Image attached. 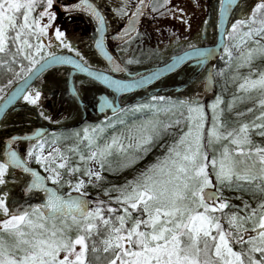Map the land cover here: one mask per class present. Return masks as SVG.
<instances>
[{
  "label": "snow or ice",
  "instance_id": "obj_1",
  "mask_svg": "<svg viewBox=\"0 0 264 264\" xmlns=\"http://www.w3.org/2000/svg\"><path fill=\"white\" fill-rule=\"evenodd\" d=\"M192 3L199 6L198 0H192ZM149 5L154 14L177 16L188 23L184 19L185 9L171 5L170 0H135L134 3L122 0L113 11L117 16L127 18L128 24L126 30L121 29L114 38L121 43H131L134 36H142L143 33H138L135 25ZM54 7L55 0H0V65L24 82L23 87L17 84L4 96L0 109L6 108L17 95H22L24 101L39 109L43 119H51L41 107V91L27 81L39 77L54 64L71 65L73 71L87 72L117 91L139 86L155 75L150 73L136 81H121L105 75V70L92 71V65L67 42L65 32L54 24L57 17ZM219 7L223 19H227L230 12L239 16L230 21L231 28L225 29V32L229 37L239 35L235 47L244 46L237 58L236 68H251L255 59L264 58V0H258L254 5H248L247 0H219ZM61 8L69 13L78 9L89 13L97 22L98 35L94 38V45L109 61L107 71L127 70L105 50L107 22L95 0H79L70 6L61 3ZM247 8L250 12L245 10ZM44 17L46 21L42 19ZM50 28L54 29L51 34ZM53 35L58 42L55 47L70 49L79 60L51 50ZM176 38L181 39L180 36ZM46 40L50 42L46 43ZM249 41L251 47L247 46ZM187 47L190 51L185 55L195 57L197 67L205 65L215 51L197 48L192 43ZM223 47L229 57L225 65L228 68L233 53L228 45ZM118 50L128 51L119 47ZM181 59L183 57H178L177 61ZM25 60L27 65L22 62ZM127 62L138 61L129 58ZM17 63L18 71L14 67ZM224 71L214 72V68L209 66L208 75L201 81L205 93L214 84L213 75L223 76ZM252 72H257V69L252 68ZM231 79L241 80L237 92L245 94L233 95L226 107L222 106L223 97L219 93L205 104L203 94L199 92L176 100L153 97V100H167L162 108L155 104L134 105L137 110L154 108L158 112H172L173 115H176V110L179 111L174 120L161 121L157 118L130 128L128 139L133 140L134 145L125 146L122 137L115 133L110 140L99 144L98 138L105 127L110 126L107 124L85 126L83 135L80 131L73 132L76 142L63 147L61 143L70 137L53 132L45 139L42 129L34 130L33 137L29 139L35 138L36 142L29 144L26 150L22 148L21 152L12 146L21 138L9 135L0 139V144L4 145L0 158V233L8 234L7 237L0 234V264H100L101 258L97 253L101 250L109 254L105 264H264V145L252 140L253 133L264 137V69L259 70L254 78L251 72L241 77L235 71ZM12 84L13 80L8 79L7 85ZM5 89V85H0V93ZM67 91L73 100L80 96V90L75 85ZM253 91L260 95L256 104L243 112L234 111L238 103L251 99L246 94ZM105 104L114 107L107 100ZM256 105L260 110L251 120L239 119L245 113H253ZM208 109H211L210 116ZM225 112L238 119L231 121L225 117ZM185 124L186 129L183 127ZM230 124L234 126L229 127ZM3 125L4 122L0 121V126ZM174 125H180L182 130L178 139L169 143L162 157H157L133 179H126L119 185L110 184L109 188L103 189L105 195L113 190L117 192L116 196H109L117 207L100 199L92 202L86 199L85 186L97 187L106 179L102 176L105 165L108 171L114 172L130 167L141 158L128 154L114 165L110 160L113 151L127 153V149L134 146L147 154L154 141L162 138ZM224 140L228 143H223ZM205 143L209 148L221 145L219 149L213 148L216 154L211 160L208 159ZM46 147L51 150L45 152ZM33 158L47 173L46 176L29 167L28 161ZM73 158L76 163L72 162ZM15 169L30 173L31 179L26 176L21 178ZM47 181L59 187L66 184L69 192L74 190L79 195L61 194L56 187H49ZM242 182L251 185L250 192ZM20 185H23L22 192L28 197L39 196V192L34 190L43 192V203L21 205L14 200V191ZM225 187L249 192L253 199L257 194L261 198L255 208H251L247 200L242 206L231 205L228 199L223 198ZM236 198L242 199V196ZM90 203L95 206L90 207ZM228 208L236 210L227 211ZM134 212L140 215L134 217ZM218 212L220 215H217ZM59 216L65 218L60 221V227L55 223L48 227L44 223L55 221ZM222 220L227 221V228ZM23 225H27L29 230L26 231ZM73 228L76 230L74 238L70 235ZM102 231L104 235L97 244L92 239L93 234L100 235ZM233 242L238 243L241 249L235 250ZM61 251L63 258L59 257ZM257 253L259 258L255 255Z\"/></svg>",
  "mask_w": 264,
  "mask_h": 264
},
{
  "label": "rangeland",
  "instance_id": "obj_2",
  "mask_svg": "<svg viewBox=\"0 0 264 264\" xmlns=\"http://www.w3.org/2000/svg\"><path fill=\"white\" fill-rule=\"evenodd\" d=\"M74 0H56V9H58L59 5L61 3L63 4H68L71 3ZM97 4L100 5L101 9L103 10L104 14L106 15V26H107V35L105 39L106 46L114 53H117L116 56L119 58L121 63L125 65L127 68L128 72L130 74L136 73L141 70H148L151 67L157 66L164 60L168 59L174 54H178L181 48L184 47L181 51H184L188 48L187 45L189 43L194 44V35L190 37V34H193L194 32V27H195V21L199 17H203L205 15V12L209 9V7L212 4V0H198L199 6L197 7L192 3V0H170L171 5H179L185 9V15L184 19L188 21V23H184L180 18L177 16L173 15H168V19L166 22V26H171V32H168L163 29L159 28H153V26L149 23V21H145L143 23V16L142 20L137 27V32L138 33H143L142 36H134L133 40L131 43H123V44H115L113 43V38L116 36V28L118 29L122 26L123 22L126 20L124 17H119L116 15V13L113 11V9L118 8L120 6V3L122 0H95ZM134 3L135 0H132ZM247 4L250 5L251 2H248ZM150 7V5L148 6ZM148 7L145 8L144 12L148 9ZM218 10V9H217ZM246 11H250V8L245 9ZM57 11V17L56 21L59 25H62V30H64L66 34V39L67 42L71 43L74 48H76L80 56H83L92 67H95L97 69H103V63L99 60V58L94 54L92 51V43L95 38V26L92 22V20L85 16L84 14L80 13H62L58 10ZM148 11V10H147ZM239 11V10H237ZM149 14V12H148ZM130 15V13H129ZM22 18V14H21ZM235 18H239L238 15L236 16H231L230 21H234ZM170 28V27H169ZM231 25L228 26V30H230ZM177 36H180L181 39L177 40ZM239 35L237 34L236 36L229 37L227 34L225 36V44L229 46L230 50L233 53V59L231 61V66L228 68H225V65L228 64L229 62V57L228 55L224 52V47L222 48L220 55L217 59L218 62V67L214 69V72H218L220 69H225L223 76L219 75H213V81L214 84L212 86V92L205 98V104L210 103L212 100L215 99V96L219 93L223 99H222V106L226 107L228 100L233 96V95H242L245 94L242 91L237 92V85L241 82L240 79H231L233 72L238 71L240 73V76L243 77L246 74L250 73L252 74L253 78L257 75V72L261 69H264V58H259L255 59L252 62L251 68L249 67H241L239 69L236 68V65L238 63V57L240 55V52L244 50V46H241L240 48L235 47V43L238 40ZM256 39H259V37H256ZM116 40V39H115ZM120 41V40H119ZM224 44V45H225ZM248 47L252 46L251 41L248 42L247 44ZM119 49H125L127 48L128 51H119ZM56 52H63L68 51L75 56H77L74 52H72L70 49H61L56 47ZM158 50V51H157ZM180 51V52H181ZM7 59V57H5ZM132 58L134 63H128V59ZM25 65H27V61H22ZM14 67L16 70H19V63L15 64ZM6 68V67H5ZM252 68L257 69V72H252ZM12 76L9 77V79H16L15 73L11 74ZM76 86L77 88L82 89L86 88V86L89 85L88 82L79 80L77 82ZM6 88L9 85H5ZM246 95H250L251 99L245 100L243 102L238 103L235 106L234 111H239L243 110L245 108H250L253 107V105L256 104V100L260 98L259 92L253 91L250 93H247ZM146 96H149L146 95ZM210 96V97H209ZM150 99L137 103V104H155L158 108H162L166 103L167 100L165 101H160V100H153L152 98L155 97L154 94H150ZM178 99V98H177ZM137 104H132L127 107H125L122 111L119 113H110L107 112L105 118L107 117V120L103 118L99 122H85L82 126L77 131H80V134L83 135V128L85 126H94V125H100V124H107L110 125L108 127H105V130L103 134L98 138V143L99 144H104L106 140H110L112 137L113 133L120 135L122 137L123 143L125 146L129 144L134 145L133 140L128 139V130L130 128H133L134 125H139L144 121L147 120H155L159 119L161 121H168L170 119H176L179 116V111L176 110V115H173L172 112H163V111H156L154 108H141L139 110L135 109L133 106ZM62 110V108H61ZM260 110L259 105H256V108L254 109L253 113H245V115L241 118L240 120L243 121H248L252 119V116L258 114V111ZM60 111V110H59ZM242 111V112H243ZM52 112H49V116L51 115ZM58 111H55V113L52 115L51 119L49 121H54L58 117H63L64 112H61V114ZM208 114L209 116L211 115V109H208ZM225 117L230 119L231 121H236L238 118L233 116L231 118V113L225 112ZM92 119V118H90ZM122 121V122H121ZM210 123V120L208 121ZM234 125L230 124L229 127H232ZM186 129V124L183 126ZM182 127L180 125H174L169 129V132L165 134L162 138L159 140L154 141L153 146L151 147V150L147 153L144 154L143 152H140L135 149V147H130L127 149V153H119L117 154L115 151H113V155L110 157V160L113 162V164H118L121 160L125 159L128 154H134L137 156H140L141 158L138 159L133 165L130 167H125L122 170H117L114 172H110L107 170V165H105V171L102 172V176L105 177V180H102L97 187H92L90 185H86L84 188V191L87 192V196L89 199L95 198V199H100L106 202H112L115 203L114 201L109 200V196H116L117 192L116 191H110L108 195H105L103 189L109 188L110 184H123L126 179H133L136 177L137 173L142 172L150 163H153L156 161L157 157H162L164 153L167 151L168 145L170 142L174 141L175 139H178L179 133L181 132ZM65 136L70 137V139L65 140L64 142L61 143V147L64 146V144H72L75 143V137L72 136V133H62ZM47 139V138H45ZM252 140L255 143H259L261 145H264V137L255 135V133L252 134ZM86 143V141L84 142ZM223 143H228L227 140H224ZM163 145V147H162ZM3 144H0V154L2 150ZM255 146V144L253 145ZM28 147V143L25 142H16L14 144V148L17 149L18 152H21L22 148L26 150ZM54 147V145H53ZM206 150L208 152V159L211 160L212 156L215 155L216 153L213 151V148L219 149L221 147L220 144H216L213 146V148L207 147V144L205 143ZM51 150L50 148L46 147L44 149L45 152ZM82 150L87 154V150L83 149ZM1 158V156H0ZM28 162H33L34 166H36L37 169H39L44 176L47 175V173L44 171L43 168H41L33 158L32 160ZM73 163H76V159L73 158L72 160ZM18 174V173H17ZM23 178L22 175L18 174ZM65 176L67 178V173H65ZM75 178V177H73ZM85 179H87L85 177ZM51 185L52 182L48 181ZM235 183V182H234ZM245 183L249 192L251 191V185L247 184V182H242ZM60 191H64L66 195H72V194H78L74 190L69 192L68 186L65 184L63 187H59L56 185H53ZM23 185L18 186L16 189H22ZM15 189V191H16ZM249 192H244L243 190L238 192L236 190H229L228 188H223V198H226L229 200L231 205H241L245 200L248 201L249 205L251 208H255L257 205V201L261 198L258 194L255 199H253L252 195L249 194ZM79 195V194H78ZM42 195L39 194L38 197H29L25 201L17 200L14 197L13 194V199L18 201L21 205L27 204H37L39 201H41ZM242 196V199H238L236 197ZM91 206V205H90ZM227 211H235V208H228L226 209ZM140 215V213L136 212L135 216ZM217 215H220L218 212ZM64 217H57L55 221L47 220L44 221L46 226L51 227L54 223L57 225V227H60V221L64 220ZM224 223V227L227 228V221L222 220ZM70 223V221H69ZM130 226V225H129ZM26 231H28V226L23 225ZM37 231H41L37 229ZM215 231V230H213ZM2 235H5L7 237V233H0ZM70 235L74 238L76 235V230L73 228L72 232ZM104 235L103 231L100 233V235L93 234L92 239H95L97 241V244L100 243L101 237ZM236 244L235 242H233ZM89 245L91 246V242L89 241ZM77 250L79 248V245L76 246ZM102 249V245H101ZM63 251L59 253V257L63 258ZM97 255L100 256V264H105L106 257L109 254L104 253L102 250L97 253ZM89 258H92V253H89Z\"/></svg>",
  "mask_w": 264,
  "mask_h": 264
},
{
  "label": "trees",
  "instance_id": "obj_3",
  "mask_svg": "<svg viewBox=\"0 0 264 264\" xmlns=\"http://www.w3.org/2000/svg\"><path fill=\"white\" fill-rule=\"evenodd\" d=\"M251 2L250 5H254V3L258 2V0H248ZM219 6V0H212V4L209 9L205 12L203 17H199L196 19L194 32L190 34V37L194 35V44L196 46L202 45H211L215 42L216 38V23H217V9ZM248 9V8H247ZM54 10L56 11V0H55V7ZM148 10V11H147ZM143 15V22L149 21V23L153 26V28H159L171 32V26H166V22L168 19V15H157L152 13L151 5L148 7ZM57 12V11H56ZM149 12V14H148ZM250 12V11H249ZM46 21V17L42 18ZM207 21V23H205ZM232 21V20H231ZM54 24L59 26L62 30V25H59L55 19ZM230 26V23L229 25ZM170 27V28H169ZM228 28V27H227ZM63 31V30H62ZM54 32V29L50 28V34ZM46 43L50 41H45ZM53 47L51 50L56 51L54 35L52 37ZM188 48V47H185ZM184 49L181 48L180 51ZM179 51V52H180ZM209 66H212L214 69L218 67L217 59L214 62H211ZM200 69L194 63V66L191 65H184L179 70L174 72L173 74L167 75L159 79L157 82L152 84L149 87L153 90V94L155 97H171L173 100L180 98L181 96L191 95L192 93L199 92L203 94V102L205 103V98L212 92L211 89L205 93L204 92V85L201 81L204 80L206 76V72H208V68ZM70 70L64 67H57L50 69L46 73H44L36 82L34 88H38L42 93L41 98V107L44 109L47 115L49 112H52L50 117L58 111L60 114L64 112L63 117H58L54 120V124H50L48 120L43 119L39 115V109L36 106L29 105L26 101L21 99V101L15 106L14 109L9 111L5 117L3 118L4 125L0 126V139L8 135L13 134H23L29 131L32 127L39 125L40 123H44L45 125H51L54 129L50 130L46 133L45 138L51 133H73L77 131L80 126H82L85 122H99L104 116H98L95 111V105L97 102V96L102 91H105L101 86L96 83H93L85 78L88 81L89 85L86 88L80 89V99L83 103L84 113H86V119L83 121V111L78 106V104L70 98L68 91H67V80ZM13 72H8L5 66L0 65V85H7V80L11 77ZM80 76H75V80H80ZM18 79H14L13 84L7 86L5 92L0 93V101L4 98V96L9 92V90L18 82ZM193 81H197L196 84H193ZM147 88V89H149ZM144 95V92L139 91L135 94H126L122 96L120 102L124 104L123 109L129 105L137 104L144 102L150 99V96ZM136 96H138L136 98ZM209 96V97H210ZM205 100V101H204ZM62 108V110H61ZM60 110V111H59ZM242 112L243 110H239ZM58 113V114H59ZM119 113V112H117ZM116 113V114H117ZM235 115H231V118ZM41 118V119H40ZM92 118V119H90ZM64 142V141H63ZM35 143V142H34ZM31 144V143H29ZM28 144V145H29ZM33 163V162H31ZM61 194H64V191L58 190ZM20 189H16L14 191V197L17 200L25 201L29 197H22L20 196ZM90 202L95 201L97 199L90 198ZM103 201V200H102ZM28 204V202H26ZM40 203V201H39ZM111 203L113 207H117L116 203ZM90 207H94V204L90 203ZM105 214L107 215L106 206L104 208ZM136 212L133 213L135 217ZM202 246V245H201ZM235 250H240L241 246L236 244H232ZM246 247V245H245Z\"/></svg>",
  "mask_w": 264,
  "mask_h": 264
},
{
  "label": "water",
  "instance_id": "obj_4",
  "mask_svg": "<svg viewBox=\"0 0 264 264\" xmlns=\"http://www.w3.org/2000/svg\"><path fill=\"white\" fill-rule=\"evenodd\" d=\"M79 0H76L74 2H71V3H68V4H64L66 6H70L71 4L73 3H78ZM59 11L62 12V13H69V12H66L64 11L62 8H61V4L59 5L58 7ZM71 13H80V14H84L85 16L89 17L94 26H95V31H96V27H97V22L96 20L89 14V13H86L84 12L82 9H78L77 11L75 12H71ZM233 13H229V16L227 19H223L222 18V15H221V12H220V7L218 9V14H217V24H216V38H215V42L211 45H205V46H196L197 48H208V49H214V54L212 56H210L206 62V64H208L209 62H213L215 61L218 56L220 55V52L223 48V45L225 44V29H227V26L230 22V18L232 16ZM139 20H140V17L137 18V23L135 25V27H137L138 23H139ZM128 24V20L126 21L124 27L122 29H125V26ZM126 30V29H125ZM106 32H107V28L105 30V35H106ZM98 35V33L96 32L95 33V37ZM104 47H105V50L114 57V55L106 48L105 46V42H104ZM92 49L93 51L95 52V54L98 56V58L104 63V65L107 67L108 69V66H109V61L107 60V58L103 55L102 52H100L98 49H96L95 45H94V41L92 43ZM190 50L189 49H186L174 56H172L170 59L166 60L165 62H163L162 64H160L159 66L151 69L150 71L146 72V73H142V74H133L130 78H119L117 75L120 74V73H123L124 71H105V75L109 76L110 78L112 79H115V80H121V81H136L138 80L140 77L142 76H148L150 73H155V75H153L151 77V79H148V80H145L143 83H141L139 86H135V87H132V86H129L127 87L126 89H123V90H120V91H117L115 88L111 87L108 83H105L103 80H98L96 79L95 77L91 76L89 73L87 72H78V71H73L72 69V66L71 65H51L50 67H48L47 69L44 70V72H42L39 77L44 74L45 72H47L48 70L52 69V68H56V67H67L69 68L71 71H70V74H69V77H68V88L73 86V76L77 73L81 76H85L93 81H95L96 83L100 84L103 88L107 89L108 91L112 92L114 95H115V98H119L121 95H124V94H129V93H133V92H136V91H139V90H142V89H145L146 87L150 86L151 84H153L154 82L158 81L159 79L167 76V75H170L172 73H174L175 71H177L178 69H180L183 65H185L186 63L188 62H191V61H195V57H192L191 55H185L186 52H189ZM58 54H62V55H66V56H71L73 59H76V60H79L78 58L68 54V53H58ZM178 57H183V59L177 61V58ZM114 59L116 60L117 63L120 64V62L114 57ZM205 64V65H206ZM168 65H171L172 67L168 68L166 66ZM205 65L201 66V68H203ZM122 68L123 65L121 64ZM92 71H98L96 69H91ZM39 77H33L31 80L27 81L29 84H31L32 86L34 85V83L36 82V80L39 78ZM17 84H20L21 87H23V84L24 82L23 81H19ZM16 84V85H17ZM14 85L13 88L16 86ZM12 88V89H13ZM12 89L9 91L11 92ZM8 92V93H9ZM7 93V94H8ZM23 96L22 95H17L13 101L6 107V108H3V109H0V121L3 119V117L6 115V113L11 110L18 102L19 100L22 98ZM4 99V98H3ZM3 99L2 101L0 102V105L3 104ZM98 102H97V106H96V113L97 114H105L107 111H110L111 113L117 111L120 109V105L118 104V102L116 101L115 104H113V102L109 99V97L106 95V94H101L98 96ZM78 101V103L80 104V106L82 107V104L81 102L79 101V98L76 99ZM105 100H107L108 102H111L113 106H109V105H106L105 104ZM36 129H42L43 132L45 133L47 131V128L46 127H33L30 131L26 132L25 134L23 135H16V134H13L14 136H17L19 138H21L20 140L18 141H35L36 139L35 138H32V139H29L30 137H33V132L34 130ZM8 137V136H7ZM6 137V138H7ZM4 138V139H6ZM17 142V141H16ZM15 143V142H14ZM13 143V144H14ZM4 150V145L2 146V152ZM2 152H1V157H2ZM31 167V166H29ZM32 168H35V167H32ZM37 171H39L37 168H35ZM15 171L19 174H22V175H25V176H28L29 177V180L31 179V174L30 173H23L22 169H15ZM40 172V171H39ZM41 175H43L41 172H40ZM44 176V175H43ZM48 184V183H47ZM49 187H54L50 184H48ZM36 192H39V193H42L43 194V200H44V193L39 191V190H34ZM75 195H78V194H72V196H75ZM86 199L89 201V199L86 197ZM90 206V204H89ZM46 211V210H44ZM59 217H62V216H59Z\"/></svg>",
  "mask_w": 264,
  "mask_h": 264
},
{
  "label": "flooded vegetation",
  "instance_id": "obj_5",
  "mask_svg": "<svg viewBox=\"0 0 264 264\" xmlns=\"http://www.w3.org/2000/svg\"><path fill=\"white\" fill-rule=\"evenodd\" d=\"M106 18V17H105ZM106 20V19H105ZM140 20H141V18H140ZM126 21H127V18H126V20L123 22V24H122V26L118 29V27L116 28V32L115 33H117V32H119L123 27H124V25H125V23H126ZM113 38V43H115V44H120L121 43V41H119V40H115V38L114 37H112ZM121 44H123V43H121ZM117 53H115V55H116ZM118 55V54H117ZM119 56V55H118ZM120 57V56H119ZM118 58V57H117ZM119 59V58H118ZM101 61V60H100ZM120 61V60H119ZM102 62V61H101ZM121 62V61H120ZM103 63V62H102ZM162 63V62H161ZM185 65H191V66H194V62L193 61H191V62H188V63H186ZM103 66H104V68L103 69H99V70H105V71H107V67L104 65V63H103ZM124 68L125 69H127L126 67H125V65H124ZM153 67H151L150 69H152ZM150 69H148V70H150ZM148 70H146V71H148ZM146 71H144V70H141V71H138V72H136V73H133V74H140V73H143V72H146ZM133 74H130L129 72H128V70H126V71H124L123 73H120V74H118L117 76L119 77V78H130ZM77 76H79V75H77ZM81 77V76H80ZM82 78L83 77H81V79L80 80H82ZM76 81V85H77V82L79 81V80H75ZM83 81H85V79H83ZM78 86V85H77ZM152 86V85H151ZM151 86H149V87H151ZM149 87H147V88H149ZM147 88H145V89H143V90H140V91H142V92H144V95L145 94H153V90H151L150 88L149 89H147ZM139 92V91H138ZM136 92H133V94H135ZM111 95V98H112V100L114 101V96L112 95V94H110ZM138 96H136V98H137ZM120 99H121V97L118 99V103L120 102ZM121 103V102H120ZM119 103V104H120ZM95 108H96V106H95ZM84 118H86V113H85V116H84ZM28 164L30 165V166H34V164L33 163H31V162H28ZM17 173V172H16ZM19 174V173H18ZM21 175V174H20ZM23 177H25V175H22ZM28 179H29V177L28 176H26ZM40 195H42L41 197H42V199H41V201H40V203L42 204L43 203V194L42 193H39ZM20 196H22V197H26L24 194H23V192H22V189H20ZM19 196V197H20ZM223 223V222H222ZM223 226H224V223H223ZM245 240H246V237H245ZM239 245V244H238ZM256 256H257V258H259V254L257 253V254H255Z\"/></svg>",
  "mask_w": 264,
  "mask_h": 264
}]
</instances>
